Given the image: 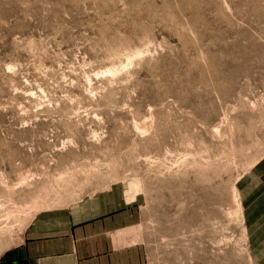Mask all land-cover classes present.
Returning <instances> with one entry per match:
<instances>
[{
  "label": "rangeland",
  "instance_id": "obj_1",
  "mask_svg": "<svg viewBox=\"0 0 264 264\" xmlns=\"http://www.w3.org/2000/svg\"><path fill=\"white\" fill-rule=\"evenodd\" d=\"M263 159L264 0H0V255L118 184L148 264H258Z\"/></svg>",
  "mask_w": 264,
  "mask_h": 264
},
{
  "label": "crops",
  "instance_id": "obj_2",
  "mask_svg": "<svg viewBox=\"0 0 264 264\" xmlns=\"http://www.w3.org/2000/svg\"><path fill=\"white\" fill-rule=\"evenodd\" d=\"M241 196L252 256L264 264V159ZM141 208L140 195L130 200L126 188L115 184L69 207L42 211L23 240L0 255V264H148Z\"/></svg>",
  "mask_w": 264,
  "mask_h": 264
}]
</instances>
